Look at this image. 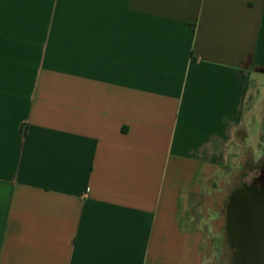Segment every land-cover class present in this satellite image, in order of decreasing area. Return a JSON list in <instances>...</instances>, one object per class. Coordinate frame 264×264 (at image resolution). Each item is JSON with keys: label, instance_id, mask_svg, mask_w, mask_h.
Here are the masks:
<instances>
[{"label": "crops", "instance_id": "1", "mask_svg": "<svg viewBox=\"0 0 264 264\" xmlns=\"http://www.w3.org/2000/svg\"><path fill=\"white\" fill-rule=\"evenodd\" d=\"M263 112L264 0H0V264H207Z\"/></svg>", "mask_w": 264, "mask_h": 264}, {"label": "rangeland", "instance_id": "2", "mask_svg": "<svg viewBox=\"0 0 264 264\" xmlns=\"http://www.w3.org/2000/svg\"><path fill=\"white\" fill-rule=\"evenodd\" d=\"M261 117L260 130L239 131L229 166L215 178L213 189L203 203L199 223L209 231L207 264H237L236 248L228 230V207L235 191L257 177L264 178V112ZM258 185H264V179Z\"/></svg>", "mask_w": 264, "mask_h": 264}, {"label": "water", "instance_id": "3", "mask_svg": "<svg viewBox=\"0 0 264 264\" xmlns=\"http://www.w3.org/2000/svg\"><path fill=\"white\" fill-rule=\"evenodd\" d=\"M227 217L236 263L264 264V185L236 192Z\"/></svg>", "mask_w": 264, "mask_h": 264}, {"label": "flooded vegetation", "instance_id": "4", "mask_svg": "<svg viewBox=\"0 0 264 264\" xmlns=\"http://www.w3.org/2000/svg\"><path fill=\"white\" fill-rule=\"evenodd\" d=\"M263 179H264L263 177H257L256 180H255L254 182H252V183H248V184L244 185L243 187H241L240 189H238L237 191H235V192L233 193V195H234L236 192H238L239 190H241V189H243V188H245V187H247V186H253V185H257V186H259L258 184H259L260 182H262ZM233 195H232V196H233Z\"/></svg>", "mask_w": 264, "mask_h": 264}]
</instances>
